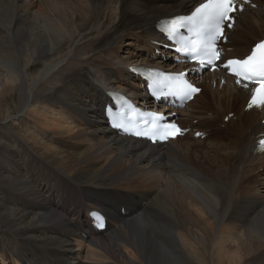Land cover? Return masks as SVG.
Returning a JSON list of instances; mask_svg holds the SVG:
<instances>
[{"label":"bare ground","instance_id":"6f19581e","mask_svg":"<svg viewBox=\"0 0 264 264\" xmlns=\"http://www.w3.org/2000/svg\"><path fill=\"white\" fill-rule=\"evenodd\" d=\"M200 1L77 0L85 12L71 13L80 22L61 36L58 27L65 24L60 21L64 16L52 13L49 0H0V102H8L0 118V130L8 129L0 139L4 157L0 159V230H7L6 240L12 237L17 246L11 249L14 256L0 247V262L10 256L8 261L15 264H43L37 257L40 249L53 264H264V195L258 188L264 187V152L253 151L258 135L264 133V106L246 109L251 86L242 88L220 68L190 75L202 90L178 110L182 117L176 120L194 129L191 138L194 131H202L209 142L198 138L181 145V137H176L150 145L121 137L101 115L104 90H122L118 88L122 82H126L123 91L127 89L138 104L159 109L161 103L147 101L133 87L139 83L124 68L130 58H118L112 45L127 35L142 56L137 60L136 55L131 64H154L153 58L143 55L154 51L149 39L157 40L155 21ZM75 4L66 0L63 6ZM35 5L38 12L31 15ZM240 6L243 11L236 13L233 27L226 30L222 60L243 55L264 36V0ZM51 24L58 27L49 29ZM96 62L100 63L96 66ZM163 64L158 59L155 63ZM176 68L194 71L188 63ZM207 90L217 105L198 103ZM35 105L60 109L58 113L67 112L76 121L89 117L93 124L65 125L36 112ZM225 109L222 118L228 112L233 115L222 129V119L213 120ZM11 115L12 121H6ZM24 125L47 141L40 137L38 141ZM28 143L36 153L50 150L54 155L50 162L60 169L51 171L38 155L26 150ZM43 174L55 177L56 183L49 186L44 181L46 187ZM258 174L263 181L257 180ZM6 193H15L22 201L6 208ZM25 202L35 205L33 212L24 208ZM119 202L131 209L127 218L115 214L113 207ZM82 207L106 213L112 230L100 234L85 230L87 237L78 234L74 227L85 221ZM30 213V223L23 224ZM54 226L58 229L52 228L51 234H55L47 235ZM21 227L34 228L45 237L31 245L35 259L18 258L22 254L18 239L27 238L16 230ZM63 231H69L70 240L61 237Z\"/></svg>","mask_w":264,"mask_h":264},{"label":"rangeland","instance_id":"374dc122","mask_svg":"<svg viewBox=\"0 0 264 264\" xmlns=\"http://www.w3.org/2000/svg\"><path fill=\"white\" fill-rule=\"evenodd\" d=\"M34 1H36V0H34ZM69 1H73V2H76V4H75V6L74 5H70V6H67V7H64L63 6V3L64 4H66V0H49V2H50V4H51V11H52V13L54 14H56L55 16H58V13H60V15L61 16H64V19L63 18H60V21H63L65 24L64 25H61V27L59 26H57V25H55V24H51V25H49V29H56L57 27H58V30H59V34L61 35V36H65L68 32H69V30L71 29V27L73 26V27H76L77 26V23H76V21H78V20H74V17H75V15L73 16V18H72V14L71 13H73V12H75V11H77L78 9H82V11L81 12H79V16H82V13L83 12H85L84 11V9L81 7V6H83L82 5V3H78L77 4V0H69ZM84 4V3H83ZM53 7H54V9L55 10H53ZM76 7V10H74V8ZM84 7H85V4H84ZM253 7V6H252ZM29 12H30V14L32 15V14H35V12H38V7H37V5H35L34 7H32L30 10H29ZM76 13V12H75ZM83 19V18H82ZM78 22H80V21H78ZM57 30V31H58ZM134 30H136V32L138 31V33H142L140 30H141V28H139V27H136V29H134ZM133 38H132V40H131V37H129V36H127V35H123V37L121 36V38H119V40H117L112 46L113 47H115L116 48V52H117V55H118V58H120V59H122V60H125L126 61V58L127 57H129L130 58V60H129V63L128 64H124L125 66H124V68H126L128 65H131V66H136V65H138V64H141V63H137V64H131V63H133V61L135 62V59H137V56L136 55H138V59L137 60H139L142 56L141 55H139V54H136V53H138L137 51H139L138 50V46L136 45L135 47L133 46V44H130V42H133ZM154 40L153 39H149V43L150 44H152V42H153ZM153 45V44H152ZM153 47H155L157 50L155 51V49H154V51H153V54L150 56V54H146L147 52H145V55H143V57L145 56V57H150V58H153L154 59V62H152V63H156V61H157V59L158 60H162V61H164L163 63V67H168V66H170V65H177V64H180L179 63V61H174L173 59H172V57H171V55L168 53V51H166L165 49H163V48H161L160 46H155V45H153ZM140 52V51H139ZM96 55H93V56H91L90 57V55L88 56V57H90V58H92V57H95ZM100 62H96L95 64H96V66L99 64ZM174 66H171L170 68H172V69H175L174 68ZM120 67L122 68L123 67V65H120ZM133 82H136L135 80L133 81ZM130 83V82H129ZM126 84V82H122V84H119V86H118V88H120V89H122V90H118L119 92H123V93H126V91H128L127 89H126V91H123V89H124V87H123V85H125ZM131 86H133V85H131ZM127 87H130V85H128V83H127ZM134 88H136V89H138L139 91H140V93H144V90H143V86L141 85V84H139V86H133ZM202 87V86H201ZM204 87V86H203ZM220 87V89L221 90H224V89H222V86H219ZM219 87L217 88V90L219 91L220 89H219ZM133 88V89H134ZM205 89V88H204ZM214 90H216V89H214ZM139 91H137V92H139ZM214 92V91H213ZM217 92V91H216ZM126 94H128V93H126ZM132 94V93H131ZM211 94L212 93H210V91H205L204 92V94H202L200 97H199V101H198V103H200V102H203L205 105L207 104V105H209L210 107H212V106H214V105H217V101L216 102H214L211 98H210V96H211ZM141 96L142 95H140L139 94V97L138 98H141ZM205 97H208L209 99H205L204 101H202ZM7 103L8 102H4V101H1L0 102V118H2V116H4V113L2 112L1 113V111H3V109L4 108H6V106H7ZM209 103V104H208ZM206 105V106H207ZM166 106H168V105H166V104H161V107H159V108H161V109H164L165 110V112L167 113V112H169V110L167 109V108H165ZM34 109L36 110V112H38V113H47L48 115H49V117H55V118H58L59 119V121H60V123H62V124H72L73 126H78V128H85V126H83V125H85V123L86 124H93L92 123V121H89V117H85V116H83V117H81V120H75L74 118H70L69 117V115L67 114V112H65V113H58L59 112V110L60 109H50V108H44L42 105H35V107H34ZM11 110V109H10ZM190 110V109H189ZM227 111V109H225L224 110V112H222V113H215L214 115V122L215 123H218V121L220 120V119H222V121H223V124H220V126H221V128L222 129H224L225 128V126H227L228 124H227V122L228 121H225V119H224V117L222 118L221 117V115L223 114V113H225ZM176 112V111H175ZM178 112V111H177ZM233 115V112H228L226 115H224V116H228V117H230L231 118V116ZM231 115V116H230ZM208 116H210V114H208ZM217 116V117H216ZM179 117H182V115H181V113H177V118H179ZM9 118H11V119H9ZM12 118H13V116L11 115V116H8L7 117V120L6 121H8V122H11L12 121ZM245 118H247V116L245 117ZM91 119V118H90ZM73 121V122H72ZM196 123V119H194L193 121H192V124H195ZM227 124V125H226ZM4 126V125H3ZM28 125H24V129H27L28 127L33 131V134H35L36 136H37V140L38 141H40L39 140V137H40V135H39V132H37V131H35L30 125L27 127ZM219 126V125H218ZM229 128H233L231 125L229 126ZM232 130H234V128L232 129ZM8 131V129L7 130H5V132H3V129L2 130H0V139H1V136H2V134L4 135L6 132ZM121 137H124V136H122V135H120ZM22 138V137H21ZM44 142H46L47 140H46V138H43V137H40ZM124 138H127V137H124ZM194 139H198V138H191V136L189 135V133H187L185 136H183V137H181V140H180V142L179 143H181V145H185V143H190V142H192V140H194ZM199 139L200 140H205V137L204 138H200L199 137ZM22 140H23V138H22ZM41 140V141H42ZM207 140H210L211 141V139H206L205 141H207ZM25 142V140H23V143ZM207 142H209V141H207ZM215 142V141H214ZM2 144L0 143V147H2L1 146ZM24 145H25V143H24ZM32 146H34V145H32V144H30V143H28V146L26 147V150L28 151V152H30V153H32V154H34V155H38V158L41 160V162H43V163H45L47 166H48V168L51 170V171H55V170H57V168H59L60 169V166L58 165V164H54V163H51L50 162V158H54V155L51 153V151L50 150H48V152H44V153H36L35 152V149H33L32 148ZM182 159H184L187 163H189V159H186L185 157H181ZM0 159L1 160H3L4 159V157L2 156V155H0ZM196 159H198L197 157H196ZM200 162H203L204 161V158H201V160H199ZM62 170L63 169H61L60 171L62 172ZM63 172H64V170H63ZM57 174H59L60 172H56ZM6 175H10L8 172L7 173H5ZM66 174V173H65ZM261 174H262V172H261ZM258 176H259V179H257V180H260V181H263V180H261L260 179V177L261 176H263V175H260V174H258ZM164 178L165 179H167L169 182H171L172 183V180L170 179V177H169V175L168 174H166V173H164ZM39 178H37V180H38ZM43 184H44V181H46V184H48L49 186H53L55 183H56V181H55V177H49V176H46L45 174H43ZM67 181V180H66ZM66 181H64V182H66ZM38 182H41V180L39 179V181ZM31 184V186H35L36 187V185H37V183H35V182H31L30 183ZM46 184H44L46 187H48V185H46ZM258 188H259V191L260 192H262L263 193V195H264V192H263V189H264V187L262 188V186L260 187V186H258ZM261 188V189H260ZM6 194H8V193H6ZM3 199H4V201H5V203H6V205H5V207L6 208H12V207H14V205H19L20 204V200H21V198L20 197H18L15 193H11V194H8V195H4L3 196ZM13 199H15V200H13ZM17 200V201H16ZM22 201V200H21ZM23 206H24V208L25 207H27V206H29V207H31V208H28V209H31L32 211L31 212H33L34 211V207H35V205L33 206V205H31V204H29L28 202H25V203H23ZM33 206V207H32ZM56 212H59L58 210H55ZM33 214L32 213H30L29 214V216H28V218H27V220L26 221H24L23 222V224H29L30 223V216H32ZM67 216H69L68 214H66ZM29 219V220H28ZM52 228H57V227H50L48 230H47V232H46V234L47 235H50L51 233H52ZM0 229H2V228H0ZM58 229V228H57ZM4 230V229H3ZM0 230V231H2V232H0V247H1V250H6L8 253H10L11 254V256H14L15 255V253H13L12 251H11V249H12V247L14 248V250H16V248H17V246H16V242H15V240L12 238V237H10V240L9 241H7L6 240V238H5V234H8L9 235V233H8V231L7 230ZM16 230H18L19 231V234H21L22 236H25V237H27V238H30V239H27V238H24V237H21V238H19L18 239V244H19V248H20V250H21V252H22V254H20L19 255V257L18 258H21V257H27L29 260H32V259H35L36 258V256H35V254H34V252L31 250V245H34L35 243L33 242V241H36L37 243H42V242H44V240H45V237H43V235L42 234H40L39 232H36V231H34V228H29V227H21L20 229H16ZM61 230V229H60ZM63 232H65V234H60L61 235V237L62 238H64V239H67V240H70L71 239V235H69V231H63ZM67 233V234H66ZM55 234V233H54ZM54 234H51L52 236L54 235ZM10 236V235H9ZM59 236V235H58ZM44 238V239H43ZM43 239V240H42ZM10 241H11V243H10ZM8 244H10V245H8ZM42 253V254H41ZM41 255H43V256H45L44 254H43V252L40 250V249H37V257L39 256H41ZM7 256V255H6ZM2 258V260L4 261V262H0V263H4V264H12V262H9L8 260H10L12 257H10L9 256V258H6V257H1ZM7 259V260H6ZM49 259H51V258H49ZM74 258H69V260H73ZM11 261V260H10ZM41 261V260H40ZM50 261V260H49ZM76 261H77V259H76ZM14 263V262H13ZM15 264V263H14ZM38 264V263H37Z\"/></svg>","mask_w":264,"mask_h":264},{"label":"snow or ice","instance_id":"6c2138e0","mask_svg":"<svg viewBox=\"0 0 264 264\" xmlns=\"http://www.w3.org/2000/svg\"><path fill=\"white\" fill-rule=\"evenodd\" d=\"M238 11H243V7L238 8L235 0H204L190 15L175 17L171 21L172 31L173 34L179 29L195 32L200 42L198 45L194 44L189 51L197 56L202 55L203 58L197 62L205 66L223 68L235 78L237 85L244 89H249L251 86L252 98L249 107L264 106V40L256 43L248 54L226 61L222 60L217 48V42L224 37L225 29L233 27ZM165 79L169 82V86L175 88L176 93L184 97L190 98L192 93L199 91L187 81H184L183 86L174 83L171 74H167ZM163 119L162 115L155 116L156 121ZM113 127L122 128V125L113 124ZM130 134L147 136L148 139L156 142L157 140L174 139L182 134V129L171 122L166 126L154 123L150 136L143 132ZM197 135L200 134L197 133ZM260 143L264 145V140Z\"/></svg>","mask_w":264,"mask_h":264}]
</instances>
